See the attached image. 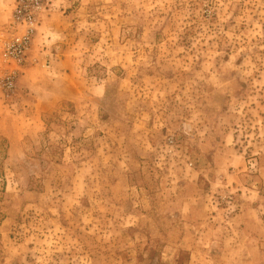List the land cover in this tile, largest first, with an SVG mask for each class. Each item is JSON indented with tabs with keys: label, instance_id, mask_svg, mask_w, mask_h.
<instances>
[{
	"label": "rangeland",
	"instance_id": "374dc122",
	"mask_svg": "<svg viewBox=\"0 0 264 264\" xmlns=\"http://www.w3.org/2000/svg\"><path fill=\"white\" fill-rule=\"evenodd\" d=\"M17 2L0 264H264V0H43L20 65Z\"/></svg>",
	"mask_w": 264,
	"mask_h": 264
},
{
	"label": "built area",
	"instance_id": "2783aa9c",
	"mask_svg": "<svg viewBox=\"0 0 264 264\" xmlns=\"http://www.w3.org/2000/svg\"><path fill=\"white\" fill-rule=\"evenodd\" d=\"M43 7V0H18L15 8L12 25L16 35L4 46V58L17 65L24 63L27 59L31 39L35 32V14ZM24 26L25 31L18 33V27ZM5 94L10 96L17 89V70H12L3 80Z\"/></svg>",
	"mask_w": 264,
	"mask_h": 264
},
{
	"label": "crops",
	"instance_id": "0c3cea01",
	"mask_svg": "<svg viewBox=\"0 0 264 264\" xmlns=\"http://www.w3.org/2000/svg\"><path fill=\"white\" fill-rule=\"evenodd\" d=\"M38 39H39V41H38ZM44 48H47L48 51L44 52L43 51ZM56 49H57L56 38L54 37L52 30H50L48 32H44V34L40 33V35H38V37L35 41V45L33 46L32 50L30 52V57H29V61H30L29 67L30 68H28V71H31L32 69H35V68H40V71L42 72V74H45L47 71H49V69L46 70L44 68V64L46 62V61H44L46 59L45 56L49 53H52L53 57H54V61L52 62L51 66H50V67H52V69H51L52 71L51 70L49 71L52 75H55L57 73L56 71H59L64 66L65 62H72L75 64L78 63L73 58L67 57V55H68L67 52L65 53V57L64 56L62 57L61 52L56 51ZM34 63H39V64L32 67ZM28 74H30V73H28ZM27 75L25 77H27Z\"/></svg>",
	"mask_w": 264,
	"mask_h": 264
}]
</instances>
